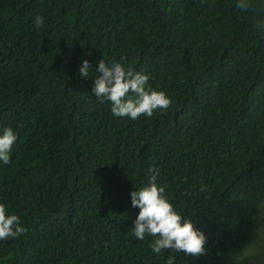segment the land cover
I'll list each match as a JSON object with an SVG mask.
<instances>
[{
  "label": "trees",
  "instance_id": "1",
  "mask_svg": "<svg viewBox=\"0 0 264 264\" xmlns=\"http://www.w3.org/2000/svg\"><path fill=\"white\" fill-rule=\"evenodd\" d=\"M102 59L148 75L171 107L114 116L92 92ZM8 127L0 204L27 231L0 241V264H231L264 198V0L247 11L237 0H0V134ZM150 169L206 255H157L151 236H134L130 193Z\"/></svg>",
  "mask_w": 264,
  "mask_h": 264
},
{
  "label": "clouds",
  "instance_id": "2",
  "mask_svg": "<svg viewBox=\"0 0 264 264\" xmlns=\"http://www.w3.org/2000/svg\"><path fill=\"white\" fill-rule=\"evenodd\" d=\"M237 7L247 11L251 7V0H237ZM37 28L44 24L42 16L35 18ZM90 64L84 60L79 73L81 77H88ZM100 75L95 78L92 92L101 104L108 102L111 112L116 117H127L137 120L140 116L151 118L156 111L166 112L173 101L163 91L152 89L148 81L150 77L143 72L125 70L120 63L106 64L102 59L96 69ZM17 135L12 128H4L0 134V162L4 165L11 163V151L16 143ZM153 172L152 169L149 170ZM157 172H153L147 185L130 193L131 205L139 209L134 221L133 234L137 240L143 241L145 236L153 238L150 245L154 254L163 250L183 252L189 256L206 255L205 244L207 238L199 231L190 218L177 213L165 194V186L157 184ZM204 191V188H201ZM20 217L8 214L5 205L0 204V241L17 239L26 233ZM264 249V240L255 239L243 247L241 252L248 254V259L260 257ZM238 258V257H237ZM175 257L170 256L166 264H174Z\"/></svg>",
  "mask_w": 264,
  "mask_h": 264
},
{
  "label": "rangeland",
  "instance_id": "3",
  "mask_svg": "<svg viewBox=\"0 0 264 264\" xmlns=\"http://www.w3.org/2000/svg\"><path fill=\"white\" fill-rule=\"evenodd\" d=\"M254 201L256 202L260 210V217L254 236L251 241H254L257 238L264 240V198L254 196ZM261 254L264 255V249H261ZM229 262L231 264H264V261H261L260 257H256L255 259L249 260L248 254L243 252L231 256Z\"/></svg>",
  "mask_w": 264,
  "mask_h": 264
}]
</instances>
